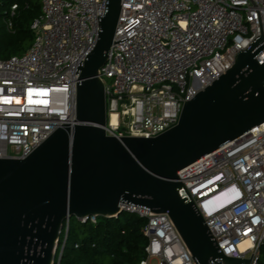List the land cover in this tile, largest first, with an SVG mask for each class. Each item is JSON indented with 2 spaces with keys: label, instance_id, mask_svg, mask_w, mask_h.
<instances>
[{
  "label": "built area",
  "instance_id": "obj_1",
  "mask_svg": "<svg viewBox=\"0 0 264 264\" xmlns=\"http://www.w3.org/2000/svg\"><path fill=\"white\" fill-rule=\"evenodd\" d=\"M106 8L107 0H41L30 26L31 45L0 59V158L26 157L73 120L78 67L97 39ZM16 9L12 3L4 19L8 30ZM258 35L264 38V0H121L114 43L99 71L106 134L151 138L174 127L184 102L225 73ZM255 59L263 63L264 50ZM177 176L200 201L222 253L244 259L252 254L249 264H258L264 243V123ZM121 208L145 219L148 243L140 264H196L166 214ZM60 256L61 250L54 264Z\"/></svg>",
  "mask_w": 264,
  "mask_h": 264
},
{
  "label": "water",
  "instance_id": "obj_2",
  "mask_svg": "<svg viewBox=\"0 0 264 264\" xmlns=\"http://www.w3.org/2000/svg\"><path fill=\"white\" fill-rule=\"evenodd\" d=\"M121 0H107L78 67L74 118L24 158H0V264H54L63 223L118 217L121 205L166 214L196 264H249L220 250L177 172L264 123V38L185 101L177 124L151 138L106 134L104 85ZM59 259V258H58Z\"/></svg>",
  "mask_w": 264,
  "mask_h": 264
},
{
  "label": "trees",
  "instance_id": "obj_3",
  "mask_svg": "<svg viewBox=\"0 0 264 264\" xmlns=\"http://www.w3.org/2000/svg\"><path fill=\"white\" fill-rule=\"evenodd\" d=\"M12 3L17 9L8 30L4 19ZM40 12L41 0H0V59L21 55L31 45L30 26ZM144 226V218L125 211L118 217H96L94 221L71 217L63 223L60 234L56 251L57 256L61 250L59 264H140L148 243ZM258 264H264V243Z\"/></svg>",
  "mask_w": 264,
  "mask_h": 264
},
{
  "label": "clouds",
  "instance_id": "obj_4",
  "mask_svg": "<svg viewBox=\"0 0 264 264\" xmlns=\"http://www.w3.org/2000/svg\"><path fill=\"white\" fill-rule=\"evenodd\" d=\"M218 181H219V179L213 181V182L210 183L209 185H211V184H213V183H218ZM216 190H217V188L214 189V191H216ZM194 202H195L197 208L199 209V211L201 212V214H203V212H202L203 210H202V206H201V204H200V201H194Z\"/></svg>",
  "mask_w": 264,
  "mask_h": 264
},
{
  "label": "rangeland",
  "instance_id": "obj_5",
  "mask_svg": "<svg viewBox=\"0 0 264 264\" xmlns=\"http://www.w3.org/2000/svg\"><path fill=\"white\" fill-rule=\"evenodd\" d=\"M3 19L4 18H2V21H3ZM125 131H126V128L125 127H121L120 128V132L125 133ZM149 264H157V262H156L155 259H150Z\"/></svg>",
  "mask_w": 264,
  "mask_h": 264
},
{
  "label": "crops",
  "instance_id": "obj_6",
  "mask_svg": "<svg viewBox=\"0 0 264 264\" xmlns=\"http://www.w3.org/2000/svg\"><path fill=\"white\" fill-rule=\"evenodd\" d=\"M221 197H223V196H221ZM221 197H219V199H220Z\"/></svg>",
  "mask_w": 264,
  "mask_h": 264
}]
</instances>
